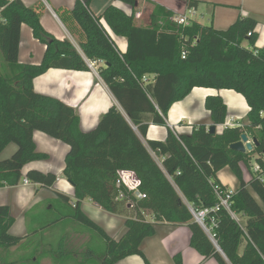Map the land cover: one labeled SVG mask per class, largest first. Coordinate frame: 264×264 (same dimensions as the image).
<instances>
[{"label":"trees","instance_id":"trees-1","mask_svg":"<svg viewBox=\"0 0 264 264\" xmlns=\"http://www.w3.org/2000/svg\"><path fill=\"white\" fill-rule=\"evenodd\" d=\"M89 1L77 0L71 11L86 36L81 47L89 59L105 61L99 74L128 117L112 105L95 128L83 131L73 107L36 92L34 78L51 67L90 68L68 39H58L43 27L38 7H29L22 0H0L5 19L0 20V154L10 143L17 145L11 157L0 159V186L17 185L27 163L47 157L37 151L33 137L35 131H42L69 146L64 174L73 184L77 200L71 205L70 197L58 192L73 208L60 219L71 217L104 238L103 264H115L134 254L150 264L141 243L165 221L187 223L191 245L219 264H264V209L253 194L264 202V182L255 174L247 182L241 166L249 165L255 154L257 163L264 165V46H256L258 21L241 16L225 30L197 20L183 26L172 20V10L155 4L149 22L139 24L135 11L127 13L110 5L102 15L106 24L128 40L127 50L120 53L101 18L90 11ZM121 1L133 7L137 2ZM181 1L189 8L200 3ZM23 23L46 46L40 64L19 62ZM144 75H153L154 82L143 85ZM197 86L241 93L249 106L248 124L228 127L221 134L210 132L205 124L188 135H177L169 128L164 141H148L149 149L141 137L146 136L148 114L155 123L167 125L165 117L172 104ZM206 108L215 125L225 122L227 105L220 95L208 96ZM246 132L259 145L248 152L231 149ZM226 166L237 176L239 187L230 200V210L220 207L214 211L219 202L214 186H223L217 172ZM120 170L134 171L141 180L139 190L147 196L139 199L124 189L134 203V216L126 219V233L116 240L82 211L81 202L90 198L109 212L121 211L127 200L117 199ZM26 176L45 187H52L57 179L56 174L37 169ZM190 206L211 209L206 224L210 227L216 221L217 226H212L216 243L195 220ZM144 210L152 211L154 222L146 219ZM14 222L10 206L0 205V248L10 249L26 239L11 233ZM73 258L66 256L63 264H71Z\"/></svg>","mask_w":264,"mask_h":264},{"label":"crops","instance_id":"crops-1","mask_svg":"<svg viewBox=\"0 0 264 264\" xmlns=\"http://www.w3.org/2000/svg\"><path fill=\"white\" fill-rule=\"evenodd\" d=\"M22 1L29 7H38L40 9L41 23L48 32L52 33L58 39H68L80 52L85 61V58L89 59L81 47L82 42L86 39L85 33L71 13L77 0ZM149 1L154 5L159 4L172 10L175 15L184 13L189 9L187 3L181 0H137L132 12L135 11L138 20H142L143 18L142 21L138 22L139 24L149 22V15H146L145 11V6L147 2L150 3ZM199 1L198 7H194L196 15H201L203 18L207 14L214 28L219 30L228 29L241 16L256 19L258 21L256 28L258 33L256 46H264V0ZM89 9L93 13L90 4ZM93 15L95 14L93 13ZM95 16L98 17L97 15ZM195 20L204 24L197 17ZM102 25L111 35L118 51L124 53L128 48L127 38L114 34L107 24L102 23ZM119 40L124 48L120 47ZM245 44L247 43L245 42ZM45 50V44L34 37L31 27L28 28L26 27V23H23L21 27L19 62L23 64H40ZM94 60L96 61L95 65L98 75L90 67L89 70L51 67L44 73L36 76L33 80V86L36 92L57 98L75 109L80 118V128L83 131H89L95 128L102 115L112 105H116L128 117L109 86L99 74L100 68L106 66L105 61L102 59ZM150 76L152 79L149 83H153L154 76ZM211 95H220L227 105L225 122L216 125L217 133L221 134L228 127L248 124L247 115L249 106L246 98L241 93L234 89H215L197 86L185 98L175 101L172 104L165 117L167 125L155 123L152 120V115L148 114L149 117L145 120V123H148L146 136L140 135L149 149L148 141H164L168 136L169 128L177 133V135H188L200 124H205L208 128L214 125L211 113L206 108V99ZM246 134L249 140L253 139L249 133L246 132ZM33 137L37 151L45 153L47 157L27 163L22 170L23 177L17 185L4 184L0 186V205H9L15 217V222L10 229L11 233L15 231L16 224L18 225L20 223L17 229L24 228L21 231L23 234H13L26 237L30 232L28 230V223L34 221L30 217V214L37 208L38 210L43 208L45 213L41 214L42 218H40V221L43 224L48 223V227H45L41 231L42 234L40 237L42 239L39 247H37L38 253L42 255L43 260L40 264H55L53 258L47 256L42 249L54 248L51 242L55 235L54 230L66 220H70V226L64 233L65 238L58 242V248L71 250V255L74 257L71 264H103L102 258L98 257L96 259L95 252L88 247L92 233L86 230H77L76 223L78 222L71 217L65 220V218L60 219V214L57 217L52 216L54 214L53 210L65 207L62 203L64 201L60 198L58 192L69 196L71 205L77 200L75 197V188L64 174V168L66 166L65 158L69 146L63 141L42 131H35ZM16 150L17 145L10 143L0 154V159L11 157ZM6 151L7 153H5ZM257 157L258 155H253L249 161V165L241 164L243 176L247 182L252 179V174H255L253 166L257 162ZM31 169L56 174L57 179L54 185L52 187H45L30 179H28L29 183H26V174ZM217 178L227 189L236 191L239 187V180L229 166L219 170L217 172ZM253 194L264 209V202L256 193ZM125 206L126 211L122 209L117 213H112L98 206L90 198H85L81 202L82 211L102 226L110 235L112 234L114 236H122L126 233L125 221L127 218L132 217L128 215L131 213L132 207L127 201ZM143 214L147 220L154 222L155 216L152 211L144 210ZM245 220L246 217H242V221ZM191 236L192 231L187 223L159 222L155 234L143 240L141 249L150 264H219L214 257L207 258L195 249L191 245ZM244 247V245L241 247L240 253L244 252ZM115 264L147 263L141 255L134 254L120 259Z\"/></svg>","mask_w":264,"mask_h":264},{"label":"rangeland","instance_id":"rangeland-1","mask_svg":"<svg viewBox=\"0 0 264 264\" xmlns=\"http://www.w3.org/2000/svg\"><path fill=\"white\" fill-rule=\"evenodd\" d=\"M50 3H51V1H50ZM89 4L91 6L93 13L95 15H97L98 17H100L101 22L105 25H106V22L104 21V18L102 15L108 6H110V5L118 6V7L122 8L124 11H126L127 13H130L133 10L132 5H130L124 1H121V0H90ZM154 6L155 5L152 2H150V3L147 2L146 6H145L146 7V10H145L146 15H151V13L154 9ZM193 17L194 18L197 17V19L199 21L203 22L204 24H212L210 17L207 14H205L203 18L201 15H198V16L194 15ZM142 20H143V18H142ZM142 20L139 19L138 22H140ZM26 27L29 28L30 26L28 24H26ZM120 38H122V37H120ZM119 45L121 48H124L122 46V43L120 40H119ZM0 56H1V54H0ZM0 60H1V57H0ZM5 153H7V151ZM62 203H63V205H65V207L62 209L56 208L55 210H53L54 214H52V216L57 217L60 214V216L63 217V216H66V215L72 213V211H73L72 206L65 203V202H62ZM125 203L126 202L124 201V204L121 207H122V209H124L126 211ZM44 213H45V211L43 208H40L39 210L37 208L30 214V217L32 219H34V221L28 223V226H29L28 230H30V232L26 235L27 237H26V240L24 242L20 243L18 246L10 248V249L0 248V264H40V263H42V261H43L42 255L40 253H38L37 247H39V244H40L41 239H42L40 237L42 234L41 231H43V229H45V227H48V223H46V224L44 223L45 224L44 225L40 221V218H42L41 214H44ZM128 215L134 216L133 209H132L131 213ZM66 218H70V217H65V220H66ZM18 225H20V223H18ZM18 225L16 224L15 231H13V233L23 234V233H21V231L24 228H21L18 230L17 229ZM76 225H77V228H76L77 230H84V231L86 230L89 233H92V238L90 240L88 247L95 252L94 254H95L96 259H98V257H101L102 253L105 252V249H106V241L104 240V238L101 237L100 235H98L97 233H95L93 230H91V228H87V226L85 224L76 223ZM69 226H70V220H66L65 222H63L61 224V226H59L58 228H56L54 230L55 233L54 232L53 233L55 235L53 236L52 241H51L53 243L52 245H54L53 249H42L47 256L50 255L51 257H53L55 259V262H57L58 264H63V259L66 258V256L71 257V255H70L71 250L70 249L58 248L59 247L58 242L61 239L63 240L65 238L64 233L68 230ZM111 236L114 239L118 240L123 235L122 236L121 235L120 236L119 235L114 236L111 234Z\"/></svg>","mask_w":264,"mask_h":264},{"label":"built area","instance_id":"built-area-1","mask_svg":"<svg viewBox=\"0 0 264 264\" xmlns=\"http://www.w3.org/2000/svg\"><path fill=\"white\" fill-rule=\"evenodd\" d=\"M7 1L13 2L14 0H7ZM3 9H4V7L0 8V20L5 21V19H3L1 17V12ZM194 15H196V10L194 8H189L184 13L174 15L172 17V20L177 25L188 26L195 20V18L193 17ZM186 54H187V50H184L183 55L185 56ZM85 59L88 63V66L91 69H93L98 75V71H97L96 65H95L96 61L90 60L87 58H85ZM151 79H152V77L150 75H144L142 78V84L147 85L151 81ZM229 124H231V123L229 122ZM251 141H252V139H251ZM253 171L259 177V179L264 182V165H261L260 163L256 162V164L253 166ZM25 182L29 183L28 178L25 179ZM140 184H141V180L134 171H132V170H120L118 172V177L116 180V186L120 189L118 196H117V199L118 200H127V202L129 203V205L131 207L134 205L132 200H129L130 198L128 197V195L124 189H126V191H128V192H131V194L133 196H136L139 199L146 198L147 195L145 193H142L139 190ZM214 189H215V192L219 198V202L212 210H214V211L219 210L220 207H225V208L230 210V200H231L232 196L234 195L235 191L224 188V186H222V185H215ZM190 209H191V211L195 217V220L209 234L210 238L214 241V243H216V240H215L216 235H215V233L212 232V226L213 227L217 226L216 221L212 220V224L210 227L206 224V219H207V216H208L209 212L211 211V209H208V208H206V209H194L192 206H190Z\"/></svg>","mask_w":264,"mask_h":264},{"label":"water","instance_id":"water-1","mask_svg":"<svg viewBox=\"0 0 264 264\" xmlns=\"http://www.w3.org/2000/svg\"><path fill=\"white\" fill-rule=\"evenodd\" d=\"M210 132H216V125H211L209 127ZM259 145V141L256 138H253L252 141L249 140V137L246 133L241 135V139L232 143L230 148L240 152L251 151L255 146Z\"/></svg>","mask_w":264,"mask_h":264}]
</instances>
